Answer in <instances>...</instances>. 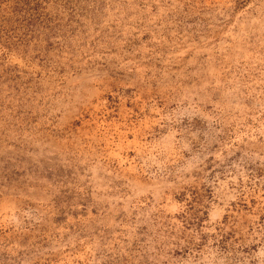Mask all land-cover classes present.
<instances>
[{
  "label": "rangeland",
  "instance_id": "rangeland-1",
  "mask_svg": "<svg viewBox=\"0 0 264 264\" xmlns=\"http://www.w3.org/2000/svg\"><path fill=\"white\" fill-rule=\"evenodd\" d=\"M0 264H264V0H0Z\"/></svg>",
  "mask_w": 264,
  "mask_h": 264
}]
</instances>
